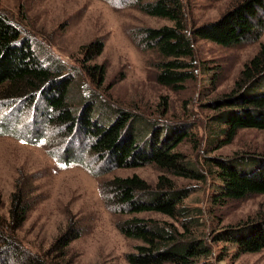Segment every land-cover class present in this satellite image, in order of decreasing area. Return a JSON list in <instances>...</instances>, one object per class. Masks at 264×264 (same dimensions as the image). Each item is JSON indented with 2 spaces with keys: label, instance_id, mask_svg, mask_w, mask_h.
<instances>
[{
  "label": "trees",
  "instance_id": "16d2710c",
  "mask_svg": "<svg viewBox=\"0 0 264 264\" xmlns=\"http://www.w3.org/2000/svg\"><path fill=\"white\" fill-rule=\"evenodd\" d=\"M144 2L135 0L132 4L148 16L172 23L159 29H145L137 35L141 48L143 45L160 58L156 81L170 90L178 91L196 77L195 39L234 47L258 42L264 36V0H241L219 20L195 27L191 32L183 0ZM102 50V46H97L92 58ZM98 69L88 68L90 75L101 79L105 70ZM75 79L63 63L42 60L21 27L0 10V136L41 143L48 139L50 131L53 157L73 137H83L90 142L88 152L93 163H83L69 149L63 160L65 165L85 167L95 177L113 169L145 166H155L160 171L155 186L137 175L101 184V196L112 214L135 215L117 224L123 236L141 243L134 253L126 256L129 264H215L210 243L220 242L231 245L238 256L264 251V214L255 221L207 235L202 210L187 204L192 189L178 184V180L206 182L212 178L209 201L215 206L264 195L263 156L206 158L207 167L200 169L177 151L191 135L187 124L161 126L141 113L115 108L94 94L83 95ZM82 103H88L87 110L80 114L78 106ZM40 104L44 105L41 117L46 124H36L39 129L30 133L33 138L25 139L20 130L12 133L18 116ZM209 107L216 113L211 117L210 133L212 146L217 145L218 149L231 144L241 130L264 131V41L241 70L232 90L211 101ZM10 119L15 124H10ZM98 163L106 164L107 168L94 169ZM31 194V187L16 183L8 223L2 217L0 200V264H8L9 258L16 264H53L47 255L42 257L24 250L15 238L31 210ZM143 213L160 214L171 222L136 217ZM81 235L80 228L69 227L53 248H60L65 258L70 243Z\"/></svg>",
  "mask_w": 264,
  "mask_h": 264
},
{
  "label": "rangeland",
  "instance_id": "374dc122",
  "mask_svg": "<svg viewBox=\"0 0 264 264\" xmlns=\"http://www.w3.org/2000/svg\"><path fill=\"white\" fill-rule=\"evenodd\" d=\"M133 1L0 0V10L21 27L42 60L65 65L68 74L76 77L83 95L94 94L115 108L141 113L161 126L187 124L191 135L177 151L200 169L207 167L206 158H232L243 154L264 157V131L260 130L244 129L228 146L220 149L212 146L210 125L216 113L209 107L211 101L232 90L241 70L258 53L264 36L258 42L234 47L195 39L196 77L182 89L170 90L156 81L160 58L143 45L141 48L137 35L145 29H159L172 23L142 13ZM155 1L145 0L146 3ZM240 1L183 0L188 30L191 32L195 27L219 20ZM99 45L103 47L102 53L92 58ZM89 67L104 69V77L90 75ZM87 104L78 106L80 114L87 110ZM43 108L40 104L25 109L20 116L15 114L19 122L15 124L10 119V124H15L11 132L16 134L15 131L20 130L25 139L33 138L30 133L39 129L36 124H46L41 117ZM50 134L49 131L48 139L41 143L26 142L11 135L0 136V200L4 222L11 221L12 194L20 181L32 188L31 210L24 225L15 233L24 250L42 257L47 255L53 264H129L126 256L134 253L141 243L123 236L117 224L135 215L112 214L104 204L100 187L117 177L136 175L155 186L160 171L155 166H145L113 169L102 177H95L85 167L65 165L63 160L69 149L83 163L92 164L89 140L73 137L68 145L60 146L53 157ZM106 168V164L94 165L98 171ZM178 184L192 189L187 204L202 210L207 235L255 221L264 214V195L215 206L209 201L212 178L206 182L178 180ZM136 217L171 222L156 213ZM69 227L80 228L82 235L70 243L66 257L62 258L60 248L53 247ZM210 245L215 253V264H264V251L238 256L227 243ZM10 260L8 264H16L15 260Z\"/></svg>",
  "mask_w": 264,
  "mask_h": 264
}]
</instances>
